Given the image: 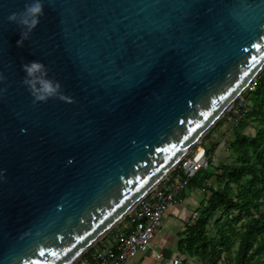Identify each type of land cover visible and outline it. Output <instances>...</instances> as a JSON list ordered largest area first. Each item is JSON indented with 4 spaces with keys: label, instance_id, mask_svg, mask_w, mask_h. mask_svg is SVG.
<instances>
[{
    "label": "water",
    "instance_id": "1",
    "mask_svg": "<svg viewBox=\"0 0 264 264\" xmlns=\"http://www.w3.org/2000/svg\"><path fill=\"white\" fill-rule=\"evenodd\" d=\"M264 69V0H0V264H77Z\"/></svg>",
    "mask_w": 264,
    "mask_h": 264
},
{
    "label": "trees",
    "instance_id": "2",
    "mask_svg": "<svg viewBox=\"0 0 264 264\" xmlns=\"http://www.w3.org/2000/svg\"><path fill=\"white\" fill-rule=\"evenodd\" d=\"M245 97L248 110L234 128V141L229 144L232 161L201 170L189 182L192 187L210 182V194L199 218L189 227V236L179 242V247L191 256L208 258L211 264H216L222 253H230L233 239L237 250L229 263L264 264V69L255 79V90L247 91ZM222 120L206 134L202 145ZM250 126L254 128L253 135L244 133ZM216 213H220L214 221L219 246L207 238L208 226ZM130 222L128 217L122 223Z\"/></svg>",
    "mask_w": 264,
    "mask_h": 264
},
{
    "label": "built area",
    "instance_id": "3",
    "mask_svg": "<svg viewBox=\"0 0 264 264\" xmlns=\"http://www.w3.org/2000/svg\"><path fill=\"white\" fill-rule=\"evenodd\" d=\"M255 90V80L230 106L222 118L234 129L248 110L247 91ZM216 164L213 153L201 144L195 145L175 166V168L151 189L130 214V223H121L116 233L111 235V243L102 240L77 264H130L140 253L152 248L156 231L161 226L167 210L181 203L182 193L189 187L190 180L201 170H208ZM202 192L205 190L202 188ZM126 232H122V230ZM170 264H183L173 258Z\"/></svg>",
    "mask_w": 264,
    "mask_h": 264
},
{
    "label": "crops",
    "instance_id": "4",
    "mask_svg": "<svg viewBox=\"0 0 264 264\" xmlns=\"http://www.w3.org/2000/svg\"><path fill=\"white\" fill-rule=\"evenodd\" d=\"M233 141L234 129L230 128L226 120H223L204 140L203 146L216 157L214 166L218 163L225 164L234 157L229 150V144ZM210 186V182L204 183L201 187L189 186L182 193L181 203L171 206L164 215L161 226L155 233L152 248L138 254L130 264H170L173 258H179L186 264L187 256L191 255L181 250L179 242L189 236V227L195 224L200 210L206 206ZM202 188L204 192L201 191ZM110 237L105 239V244L112 242Z\"/></svg>",
    "mask_w": 264,
    "mask_h": 264
},
{
    "label": "rangeland",
    "instance_id": "5",
    "mask_svg": "<svg viewBox=\"0 0 264 264\" xmlns=\"http://www.w3.org/2000/svg\"><path fill=\"white\" fill-rule=\"evenodd\" d=\"M223 120H224V118H223ZM254 132L255 131H254V128L252 126L246 128L244 130V133L248 134V135H253ZM231 159L232 158H230V160H228L226 163H230L232 161ZM218 164H220V163H218ZM263 211H264V208H263ZM219 217H220V213H216L214 215L213 220L210 221V224H209L208 229H207V238H208V240H210L216 246H219L220 239H219L218 233H217V224H215L214 221L217 220ZM222 220H225V217H223ZM209 250H210V248H209ZM236 250H237V243L233 239L232 240V245H231V248H230V253H228V252L222 253L220 259L217 261L216 264H232V263H229V258H232L235 255ZM185 262H186V264H211V262H210V260L208 258H205V257L202 258V257H199V256H187Z\"/></svg>",
    "mask_w": 264,
    "mask_h": 264
}]
</instances>
